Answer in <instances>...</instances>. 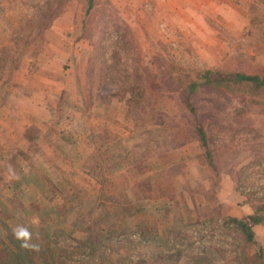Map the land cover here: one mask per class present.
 <instances>
[{
	"label": "rangeland",
	"instance_id": "rangeland-1",
	"mask_svg": "<svg viewBox=\"0 0 264 264\" xmlns=\"http://www.w3.org/2000/svg\"><path fill=\"white\" fill-rule=\"evenodd\" d=\"M87 1L0 0V236L16 221L38 231V264L45 250L57 264H241L223 222L264 203V132L238 129L217 92L191 98V114L129 90L144 67L164 96L173 70L264 69L253 0ZM126 222L141 226L120 233Z\"/></svg>",
	"mask_w": 264,
	"mask_h": 264
},
{
	"label": "trees",
	"instance_id": "trees-1",
	"mask_svg": "<svg viewBox=\"0 0 264 264\" xmlns=\"http://www.w3.org/2000/svg\"><path fill=\"white\" fill-rule=\"evenodd\" d=\"M88 12L93 5V0L87 1ZM249 12L251 14L249 33L255 40V49L264 54V0H253L249 3ZM145 76L146 84L136 89L130 88L129 94L133 103L143 102L150 106V109L156 110L165 98H171L177 103L184 105L192 114L195 109L191 102L196 94L202 89L217 92L223 95L232 105L225 112L234 118L239 128H246V131L264 132V69H258L254 72L232 71L225 72L219 69H190L173 70L170 73L171 88L167 95L160 93L158 77L152 74L147 68L141 69L138 74ZM138 79L137 74L135 80ZM177 95V96H175ZM244 123V124H242ZM244 128V129H245ZM197 139L204 149V155L211 159V153L204 128L197 124L194 128ZM232 131V129H230ZM240 130H237V132ZM235 131V133H237ZM253 213L246 217H229L224 220L223 227L225 231L237 236L242 246L236 259L241 264H264V248L261 247L255 237L253 228L257 225H264V203L253 207ZM15 224H20L18 221ZM131 226V230H130ZM140 222L131 225L122 223V231L116 226L110 225L109 235L124 233L127 230H139ZM164 227L161 226V229ZM109 236V237H110ZM86 239L91 246H96L94 234L88 232ZM44 264H57L55 255L52 251H44ZM0 264H38L34 254L20 248L19 242L13 238L12 229H8V234L0 236Z\"/></svg>",
	"mask_w": 264,
	"mask_h": 264
},
{
	"label": "clouds",
	"instance_id": "clouds-1",
	"mask_svg": "<svg viewBox=\"0 0 264 264\" xmlns=\"http://www.w3.org/2000/svg\"><path fill=\"white\" fill-rule=\"evenodd\" d=\"M10 178H15L14 170L9 166ZM40 218L38 216H34L29 224L33 227L39 228L40 226ZM12 235L15 240L19 242L20 248L30 252H39L41 249V245L39 241V232L34 233L28 226L24 224H18L12 229Z\"/></svg>",
	"mask_w": 264,
	"mask_h": 264
},
{
	"label": "crops",
	"instance_id": "crops-1",
	"mask_svg": "<svg viewBox=\"0 0 264 264\" xmlns=\"http://www.w3.org/2000/svg\"><path fill=\"white\" fill-rule=\"evenodd\" d=\"M11 96H9V98H10ZM11 103H9V105H10ZM9 107H11V105L9 106ZM10 109H12V107L10 108ZM8 123H6V124H9L10 126H15V125H18V118H16V117H11V118H9L8 119V121H7ZM0 123H1V121H0ZM12 131H13V129L11 128L10 129V132L12 133ZM16 134V133H15ZM17 134L15 135V138H17ZM35 138H33V136H28V140H34Z\"/></svg>",
	"mask_w": 264,
	"mask_h": 264
}]
</instances>
